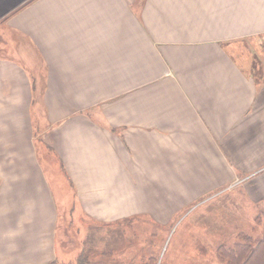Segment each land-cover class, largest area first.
I'll return each instance as SVG.
<instances>
[{
	"label": "crops",
	"instance_id": "obj_1",
	"mask_svg": "<svg viewBox=\"0 0 264 264\" xmlns=\"http://www.w3.org/2000/svg\"><path fill=\"white\" fill-rule=\"evenodd\" d=\"M28 3L4 29L24 54H0V264H61L70 188L114 223L262 168L264 0Z\"/></svg>",
	"mask_w": 264,
	"mask_h": 264
},
{
	"label": "rangeland",
	"instance_id": "obj_2",
	"mask_svg": "<svg viewBox=\"0 0 264 264\" xmlns=\"http://www.w3.org/2000/svg\"><path fill=\"white\" fill-rule=\"evenodd\" d=\"M30 1L0 0V54H24L8 49L12 38L4 29ZM34 121L42 125L48 116L36 111ZM40 142L39 153L50 161L46 165L58 173L60 185L69 189L62 163L51 147L46 149L45 141ZM238 168H234L238 177L220 181L206 195H179L183 197L180 202L168 197V206L183 205L179 209L170 207L166 214L158 210L157 217L142 214L123 222L103 223L84 215L70 188L68 208L59 210L61 264H226L219 254L223 246L239 242L240 234L258 238L264 231V225L256 222L264 210V194L251 190V181L256 186L264 176V165L251 174Z\"/></svg>",
	"mask_w": 264,
	"mask_h": 264
},
{
	"label": "trees",
	"instance_id": "obj_3",
	"mask_svg": "<svg viewBox=\"0 0 264 264\" xmlns=\"http://www.w3.org/2000/svg\"><path fill=\"white\" fill-rule=\"evenodd\" d=\"M256 222L264 225V210L256 217ZM219 254L226 264H264V231L258 238L240 234L239 242L230 247L223 246Z\"/></svg>",
	"mask_w": 264,
	"mask_h": 264
}]
</instances>
